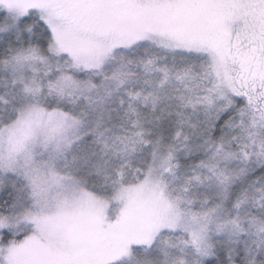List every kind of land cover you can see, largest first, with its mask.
Masks as SVG:
<instances>
[{
	"label": "snow or ice",
	"instance_id": "1",
	"mask_svg": "<svg viewBox=\"0 0 264 264\" xmlns=\"http://www.w3.org/2000/svg\"><path fill=\"white\" fill-rule=\"evenodd\" d=\"M0 264H264V0H0Z\"/></svg>",
	"mask_w": 264,
	"mask_h": 264
}]
</instances>
